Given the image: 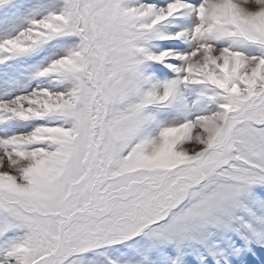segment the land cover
<instances>
[{
	"label": "snow or ice",
	"instance_id": "6c2138e0",
	"mask_svg": "<svg viewBox=\"0 0 264 264\" xmlns=\"http://www.w3.org/2000/svg\"><path fill=\"white\" fill-rule=\"evenodd\" d=\"M0 264H264V0H0Z\"/></svg>",
	"mask_w": 264,
	"mask_h": 264
}]
</instances>
